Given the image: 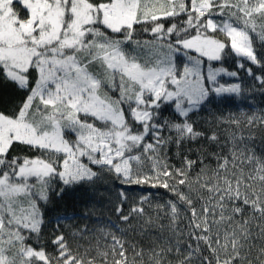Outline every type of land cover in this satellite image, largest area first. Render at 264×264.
I'll return each instance as SVG.
<instances>
[{"label":"snow or ice","instance_id":"6c2138e0","mask_svg":"<svg viewBox=\"0 0 264 264\" xmlns=\"http://www.w3.org/2000/svg\"><path fill=\"white\" fill-rule=\"evenodd\" d=\"M9 86L0 264H264V109L216 105L264 94V0H0ZM106 182L114 220L47 216Z\"/></svg>","mask_w":264,"mask_h":264},{"label":"trees","instance_id":"16d2710c","mask_svg":"<svg viewBox=\"0 0 264 264\" xmlns=\"http://www.w3.org/2000/svg\"><path fill=\"white\" fill-rule=\"evenodd\" d=\"M225 67L229 70H236L235 64L232 60L225 62ZM225 81L238 82L234 78L224 77ZM223 82V81H222ZM243 86L248 88L251 85L250 78L241 71L240 81ZM0 95L10 102H15L18 99L17 94L11 88V86L0 90ZM216 105L219 106V110L225 112H238L244 110L246 112L257 111L264 109V94L259 91L245 92L240 97H230V103L220 104L219 99L216 101ZM210 112H216V106H210ZM216 114H219L216 112ZM202 117L211 119L208 112L202 113ZM116 185L110 182L97 185L94 189L87 187L80 188L77 191H69L65 194L63 200L54 201L50 206L47 213L49 218H54L57 215L76 216V220L72 221L73 225L88 223L92 226L99 219L101 222L107 220L108 217L115 219L112 213L111 201L115 198ZM133 195H138L141 189H130ZM153 192H158L160 196L164 195L163 189H153ZM87 217V219H85Z\"/></svg>","mask_w":264,"mask_h":264}]
</instances>
